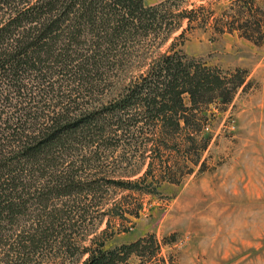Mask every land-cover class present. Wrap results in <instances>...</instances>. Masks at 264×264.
<instances>
[{"label":"rangeland","instance_id":"rangeland-1","mask_svg":"<svg viewBox=\"0 0 264 264\" xmlns=\"http://www.w3.org/2000/svg\"><path fill=\"white\" fill-rule=\"evenodd\" d=\"M142 2L165 3L181 27L163 44H145L118 67L92 74L100 91L70 93L83 110L106 105L158 53H177L228 78L236 73L243 83L227 104L216 98L194 107L190 124L180 122L171 141L137 122L128 146L102 150L91 131L78 155L79 166L91 160L77 171L79 192L57 200L47 187L43 202L34 201L35 211L72 208L71 226L61 233L72 232L79 249L55 254L51 239V247L32 254V264H81L84 248L103 241L112 250L138 240L120 264H264V25L262 36L246 33L250 39L239 29L245 21L264 24V0ZM181 12H191L192 21ZM117 134L123 138L122 130Z\"/></svg>","mask_w":264,"mask_h":264},{"label":"trees","instance_id":"trees-1","mask_svg":"<svg viewBox=\"0 0 264 264\" xmlns=\"http://www.w3.org/2000/svg\"><path fill=\"white\" fill-rule=\"evenodd\" d=\"M181 13L192 21L191 12ZM262 25L245 21L239 29L250 39L246 33L262 36ZM180 27L179 15L169 13L165 3L0 0V264H32V254L51 247V239L57 244L55 254L63 247L70 255L79 249L72 232L61 233L71 226L73 218L66 212L72 208L60 203L35 211V204L43 202L47 187L57 200L79 192L77 171L91 160L79 166L78 155L91 131L102 150L128 146L137 122L171 141L180 122L190 124L194 107L216 98L225 104L232 100L241 76L228 78L167 52L155 55L144 72L97 111L83 110L71 98L83 87L89 93L100 91L92 85V74L118 67L145 44H163ZM106 121L113 122L102 125ZM140 242L106 250L101 241L82 250L87 257L81 264L126 263Z\"/></svg>","mask_w":264,"mask_h":264}]
</instances>
